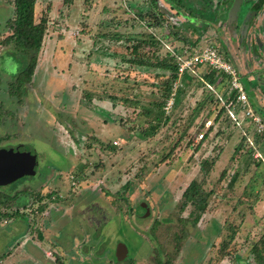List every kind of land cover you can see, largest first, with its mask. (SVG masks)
<instances>
[{
    "label": "rangeland",
    "instance_id": "1",
    "mask_svg": "<svg viewBox=\"0 0 264 264\" xmlns=\"http://www.w3.org/2000/svg\"><path fill=\"white\" fill-rule=\"evenodd\" d=\"M157 1L170 10L171 20L188 24L187 16L176 12L179 7L170 8V0ZM220 1L186 2L199 14L195 30L200 16L213 26ZM142 2L37 0L35 18L47 17L49 27L25 101L17 105L7 93V84L26 59L1 43L9 34L5 20L12 16L13 5L12 0H0V149L26 152L33 164L28 166L30 172L0 186V191L12 194L31 186L45 195L41 211L32 199L26 215L0 220V264H127L132 259L136 264H155V258L164 255L171 256L174 264H254L250 245L264 230V165L245 161V148L232 157L240 139L233 126L217 137L218 142L195 149L198 135L187 145L200 122V112L196 114L203 98L200 83L183 82L180 101L167 113L169 121L148 136L140 133L146 126V116L138 113L140 106L135 109L102 96L104 91L123 88L127 96L137 94L145 107L160 101L159 82L168 72L157 76L158 70L133 68L124 81L121 69H129L120 60L124 49L96 45L102 43L103 33L149 31L133 23L139 20L135 6L146 10ZM163 40V48L166 44L175 51V45L182 46ZM206 40L202 38L197 47ZM119 72L121 79L115 77ZM242 82L246 86L245 77ZM245 89L251 107L264 121L260 108L264 98L258 93L259 105ZM216 90L221 91L219 85ZM256 148L264 158V141ZM207 155L216 156L203 184L212 194L207 211L193 228L180 221L189 211H179L181 193L192 179L202 178L200 163ZM234 173L236 180L228 185ZM71 175L75 185L69 183ZM182 228L187 234L177 241ZM120 245L126 253L123 259L117 256Z\"/></svg>",
    "mask_w": 264,
    "mask_h": 264
},
{
    "label": "trees",
    "instance_id": "2",
    "mask_svg": "<svg viewBox=\"0 0 264 264\" xmlns=\"http://www.w3.org/2000/svg\"><path fill=\"white\" fill-rule=\"evenodd\" d=\"M36 1L37 0H12L13 14L5 20V27L9 34L1 40L5 50H9L8 52L10 53L24 55L26 59L23 68L20 69L7 84V93L9 96L15 98L17 105H21L25 101L26 89L28 85L31 84L33 74L38 64L39 53L45 41L49 27V19L47 17L40 16L38 19L35 18ZM169 2L171 9L179 7L180 9L176 10V12L178 13V11H181L187 16V26L181 22H174L171 20L172 14L170 13V10H165L157 0H143L142 3L146 4V10L143 11L140 6H135L136 8H134V11L137 16H139V20L141 22L139 20H134L133 23H135L137 27H141V29L143 28L142 26H146L149 28V31L142 30L141 32H131L125 34L103 33L99 36L102 38V43L96 44L99 48L105 50L109 47L112 48L113 45H119L124 49L125 55L122 57L120 56V60L129 66V69L119 68L123 73H125L122 76L124 81L130 79V75L128 73L133 70V68L138 70H158L161 74L156 73L157 76H165V72H168V75L159 82L160 101L148 103V105L151 106L145 107L144 103L138 98L137 94L127 96L123 92V88H119L117 92L112 91L108 93L104 91L105 94L102 96L110 99L113 103L123 102L135 109L140 106L141 109L138 113L142 116H146L143 120V123H145L146 126L140 130V133L143 136H148L157 132L163 124H166L169 121V115L167 113L172 110L173 105L178 104L180 101V97L184 92L185 86L183 82L187 83L190 80H197L200 83L199 87H202L201 93L203 95V98L198 102L196 109V114L200 112V122L195 123V131L190 134V139H188L187 145L190 146L193 144V137L197 139L199 134H202V137L198 138V144L195 146V149H198L200 146L205 147L206 144L210 145L215 143L220 134L228 132L225 130L233 126V128L236 127L240 135V139L234 146L232 157L238 156V153L241 154L245 148V151L243 152V154H245V161H248V163L251 161H257V164L264 165V161L261 158L254 157L255 149L247 141L244 134L240 133L239 128L234 126L235 124L233 123H229L226 126V122L229 120V115L225 105L221 104L220 100L214 93L217 85L220 86V94L224 95L226 104L232 101L231 106L234 105L237 109L240 107L235 102L236 92L232 90L228 92L229 76L227 74L214 70L208 65L197 64L194 68L198 72L199 76L190 71H185L184 75L181 77L182 83L173 89V83L177 79L178 62L176 56L171 52L166 44L163 48V39L167 41L170 40L169 44L171 45H174L175 41L182 42L181 47L176 45L174 47L176 52L178 51L181 53L187 50L199 49L200 47H197V45L202 38H207L205 45L209 43L217 48L221 47L218 45V37H216L218 28L216 18H214L216 21L213 22V26H211V23L208 22L209 20L207 21L205 17L200 16V19L202 20L198 24L200 27L195 30L194 26L197 25L195 19L196 17H199V14L195 12V9L187 6L186 1L184 0H170ZM178 25H181V28H179ZM182 26L189 28L191 32L187 33L183 30L184 28ZM157 33L161 36L158 37L159 34ZM220 51L225 59L231 62V59L227 56L226 51ZM244 58V73H240L238 65H236L233 61L231 63L237 69L241 82L242 77H245V85L250 89V92L259 104L260 101L256 97L258 93L260 98H264V60H253L250 56H245ZM203 67L207 68L204 72L201 71V68ZM113 68L116 69L117 66ZM120 74L121 72H119L115 77L120 78ZM246 86H244V88ZM173 92V104L169 110L166 111L165 106L167 100L171 97ZM89 94L90 96L86 97L89 100H92L93 97L91 93ZM246 94L248 98H251L248 92H246ZM252 102L254 103L255 101ZM260 108L264 111L262 104ZM207 121L210 123L209 126L206 127L205 124ZM143 123L141 122L134 127L137 129L140 125H143ZM243 124L248 126L246 120L243 121ZM246 128L248 129V127ZM185 131L183 133H186ZM230 131L228 136L232 133ZM249 131L253 133L252 140L255 146H258L264 141L263 135L254 133L252 129H248V132ZM215 161L216 156L207 155V158L200 163L202 178L192 179L181 193L179 211L182 212L189 208L188 214L185 217H179L180 221L184 225L191 224L194 228L202 215L207 211L212 192L211 190H206L203 184L205 176L215 165ZM223 173L224 172H222L221 176ZM235 180L236 173L232 175L228 185L233 184ZM69 183H71V179L69 180ZM125 186L127 187L128 184L126 183ZM33 188L34 187L31 186H25L17 189L12 194H6L0 191V220L6 221L14 219V217L26 215L25 210L28 206H30L29 200L32 199L38 201L36 209L41 211L45 206V202L43 201L45 195ZM57 191L60 193V189L57 188ZM157 222L158 221H155L154 226L152 227V231L154 232ZM182 229V233L175 236L177 241L178 239L180 240L181 238H185V235L187 234L186 229ZM249 253L254 264H264V230L260 233L258 238L251 243ZM127 264H136V262L132 259L129 260ZM155 264H174V262L171 256L164 255L162 257H156Z\"/></svg>",
    "mask_w": 264,
    "mask_h": 264
},
{
    "label": "built area",
    "instance_id": "3",
    "mask_svg": "<svg viewBox=\"0 0 264 264\" xmlns=\"http://www.w3.org/2000/svg\"><path fill=\"white\" fill-rule=\"evenodd\" d=\"M170 50L176 56L178 62L177 79L173 83V89L182 83L181 77L184 75L185 71H190L193 74L199 76L198 72L194 68V66L197 64L208 65L212 69L223 72L229 76L228 92L231 90L236 92L235 102L238 106H240L239 109H237L234 105L231 106L232 101L226 104L224 95L220 94V92L217 90H214V93L220 100L221 104L225 105L229 115V122L235 124L239 129H241L247 141L255 149L254 157H259L264 161V158L254 145L252 137L248 135V129H252L254 133L264 136V121L261 116L251 107L243 83L240 81L238 71L234 65L225 59L217 47L210 44H207L199 49H193L189 51L187 50L183 53H178L172 49ZM173 95L174 92L171 94V100L166 103V111H168L172 106ZM244 120H246L248 126L243 124ZM209 123L210 122L207 121L205 126H209ZM246 127H248V129ZM201 137L202 134H199V138ZM70 178L72 180L73 176L71 175ZM71 184L75 185L74 180L71 181Z\"/></svg>",
    "mask_w": 264,
    "mask_h": 264
},
{
    "label": "flooded vegetation",
    "instance_id": "4",
    "mask_svg": "<svg viewBox=\"0 0 264 264\" xmlns=\"http://www.w3.org/2000/svg\"><path fill=\"white\" fill-rule=\"evenodd\" d=\"M227 3L229 0H222L218 5V45L230 59L237 57H234V63L244 71L245 56L264 60V0H239L233 15H229V12L234 0L230 5Z\"/></svg>",
    "mask_w": 264,
    "mask_h": 264
},
{
    "label": "water",
    "instance_id": "5",
    "mask_svg": "<svg viewBox=\"0 0 264 264\" xmlns=\"http://www.w3.org/2000/svg\"><path fill=\"white\" fill-rule=\"evenodd\" d=\"M238 2L239 0H234L229 15H233L234 9L239 4ZM228 123L229 120L226 122V126ZM27 155L28 153L26 152H18L13 149H0V186L9 184L23 176L26 172H30L28 166L31 167L33 165L32 162L29 163V159L31 160L32 158L30 155ZM125 255L126 253L120 245L117 256L123 259Z\"/></svg>",
    "mask_w": 264,
    "mask_h": 264
},
{
    "label": "crops",
    "instance_id": "6",
    "mask_svg": "<svg viewBox=\"0 0 264 264\" xmlns=\"http://www.w3.org/2000/svg\"><path fill=\"white\" fill-rule=\"evenodd\" d=\"M137 6H139V5H137ZM140 7H141V5H140ZM149 29V28H148ZM176 42V41H175ZM179 42V41H178ZM264 101V100H263Z\"/></svg>",
    "mask_w": 264,
    "mask_h": 264
}]
</instances>
